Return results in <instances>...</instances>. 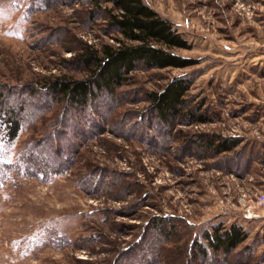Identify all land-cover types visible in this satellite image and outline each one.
<instances>
[{"label": "rangeland", "instance_id": "rangeland-1", "mask_svg": "<svg viewBox=\"0 0 264 264\" xmlns=\"http://www.w3.org/2000/svg\"><path fill=\"white\" fill-rule=\"evenodd\" d=\"M143 1L191 65L138 69L80 108L52 82L86 80L78 55L120 36L85 0H0V93L23 120L13 141L0 123V264H264V213L242 207L264 194V0ZM176 80L185 107L164 122L149 94ZM219 137L238 145L216 154ZM232 224L234 252L194 251Z\"/></svg>", "mask_w": 264, "mask_h": 264}, {"label": "trees", "instance_id": "trees-1", "mask_svg": "<svg viewBox=\"0 0 264 264\" xmlns=\"http://www.w3.org/2000/svg\"><path fill=\"white\" fill-rule=\"evenodd\" d=\"M90 7V23L105 17L109 30L118 34L117 46L104 44L101 49H86L78 55L90 73L86 80L52 82V90L60 98L75 107L83 108L98 92L114 91L127 81L138 69L182 68L191 65L171 52L187 49L186 40L174 29L172 23L145 5L143 0H85ZM187 84L182 80L172 81L161 93H150L151 107L164 122L182 113L185 107ZM0 93V123L4 135L13 141L21 130L22 116L18 107L7 106ZM22 107V106H21ZM204 118L198 120L204 122ZM205 145L214 148L216 154L231 151L238 145L235 139H207ZM247 234L241 226H214L206 231L202 241L194 243V251L206 257V250L213 253L230 254L246 240ZM205 243V244H204Z\"/></svg>", "mask_w": 264, "mask_h": 264}, {"label": "built area", "instance_id": "built-area-1", "mask_svg": "<svg viewBox=\"0 0 264 264\" xmlns=\"http://www.w3.org/2000/svg\"><path fill=\"white\" fill-rule=\"evenodd\" d=\"M243 219L252 220L256 217L255 210L259 208L264 213V194H260L254 201L243 203Z\"/></svg>", "mask_w": 264, "mask_h": 264}]
</instances>
